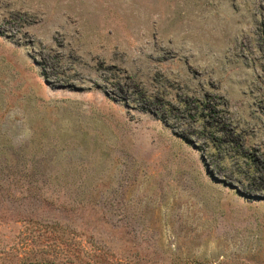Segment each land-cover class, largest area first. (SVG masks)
I'll return each mask as SVG.
<instances>
[{"label":"rangeland","instance_id":"rangeland-1","mask_svg":"<svg viewBox=\"0 0 264 264\" xmlns=\"http://www.w3.org/2000/svg\"><path fill=\"white\" fill-rule=\"evenodd\" d=\"M0 264H264V0H0Z\"/></svg>","mask_w":264,"mask_h":264},{"label":"bare ground","instance_id":"bare-ground-1","mask_svg":"<svg viewBox=\"0 0 264 264\" xmlns=\"http://www.w3.org/2000/svg\"><path fill=\"white\" fill-rule=\"evenodd\" d=\"M262 54V53H261Z\"/></svg>","mask_w":264,"mask_h":264}]
</instances>
